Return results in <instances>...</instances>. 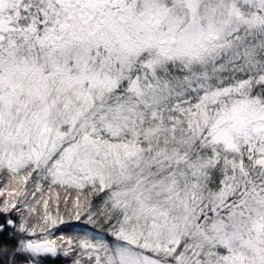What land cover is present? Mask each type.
<instances>
[{
    "label": "snow or ice",
    "instance_id": "1",
    "mask_svg": "<svg viewBox=\"0 0 264 264\" xmlns=\"http://www.w3.org/2000/svg\"><path fill=\"white\" fill-rule=\"evenodd\" d=\"M264 264V0H0V264Z\"/></svg>",
    "mask_w": 264,
    "mask_h": 264
},
{
    "label": "trees",
    "instance_id": "2",
    "mask_svg": "<svg viewBox=\"0 0 264 264\" xmlns=\"http://www.w3.org/2000/svg\"><path fill=\"white\" fill-rule=\"evenodd\" d=\"M63 257L59 258V260L57 261V264H63Z\"/></svg>",
    "mask_w": 264,
    "mask_h": 264
}]
</instances>
